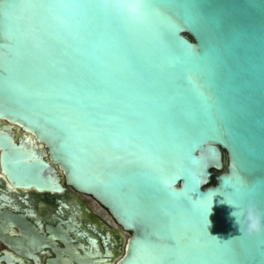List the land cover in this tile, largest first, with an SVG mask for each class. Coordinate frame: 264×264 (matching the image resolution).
Returning a JSON list of instances; mask_svg holds the SVG:
<instances>
[{
  "label": "water",
  "instance_id": "water-1",
  "mask_svg": "<svg viewBox=\"0 0 264 264\" xmlns=\"http://www.w3.org/2000/svg\"><path fill=\"white\" fill-rule=\"evenodd\" d=\"M0 119L15 186L57 165L131 233L114 264H264V0H0Z\"/></svg>",
  "mask_w": 264,
  "mask_h": 264
},
{
  "label": "flooded vegetation",
  "instance_id": "flooded-vegetation-1",
  "mask_svg": "<svg viewBox=\"0 0 264 264\" xmlns=\"http://www.w3.org/2000/svg\"><path fill=\"white\" fill-rule=\"evenodd\" d=\"M16 125L4 120L0 130L30 146L32 134L17 125L26 132L17 135ZM38 146L47 153L41 142ZM55 167L63 178L60 192L17 187L0 164V264H105L122 247V235L125 240L131 235L93 196L67 185Z\"/></svg>",
  "mask_w": 264,
  "mask_h": 264
},
{
  "label": "bare ground",
  "instance_id": "bare-ground-1",
  "mask_svg": "<svg viewBox=\"0 0 264 264\" xmlns=\"http://www.w3.org/2000/svg\"><path fill=\"white\" fill-rule=\"evenodd\" d=\"M0 122L1 123H4V120H0ZM14 127V126H13ZM15 131H16V134L17 135H20V134H24V133H26L25 131H23V130H21V128L19 127V126H15ZM31 139H33V136L31 135ZM46 151V150H45ZM96 220V219H95ZM96 222H98V221H96ZM99 223V222H98ZM114 229H115V231L116 232H118V231H120V229L118 228V227H114ZM125 238H126V236L123 234L122 235V243L124 244V241H125ZM120 249H122V247L120 248ZM119 253V251H117L116 249H113L112 250V257H113V261L112 262H109V263H105V264H114V261L120 256V254H118Z\"/></svg>",
  "mask_w": 264,
  "mask_h": 264
},
{
  "label": "trees",
  "instance_id": "trees-1",
  "mask_svg": "<svg viewBox=\"0 0 264 264\" xmlns=\"http://www.w3.org/2000/svg\"><path fill=\"white\" fill-rule=\"evenodd\" d=\"M211 184H215V180H213Z\"/></svg>",
  "mask_w": 264,
  "mask_h": 264
},
{
  "label": "snow or ice",
  "instance_id": "snow-or-ice-1",
  "mask_svg": "<svg viewBox=\"0 0 264 264\" xmlns=\"http://www.w3.org/2000/svg\"><path fill=\"white\" fill-rule=\"evenodd\" d=\"M136 6H138V5H134L133 7H136Z\"/></svg>",
  "mask_w": 264,
  "mask_h": 264
}]
</instances>
